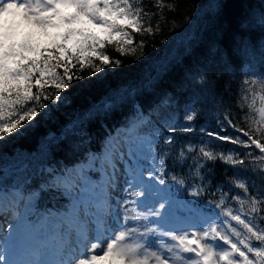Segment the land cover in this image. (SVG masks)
<instances>
[{
    "label": "snow or ice",
    "instance_id": "6c2138e0",
    "mask_svg": "<svg viewBox=\"0 0 264 264\" xmlns=\"http://www.w3.org/2000/svg\"><path fill=\"white\" fill-rule=\"evenodd\" d=\"M176 7L166 0H0V141L27 132L48 109L45 102L65 101L61 93L85 79L83 69L100 74L110 64L120 66L102 51L106 46L121 54L143 50L145 41L137 45L132 33L154 35L160 28L153 17ZM126 95L114 93L92 105L75 118L71 131L107 116ZM236 107L239 117L224 108L214 129H199L206 139L198 148L180 149L174 163L181 173L189 170L182 176H169V151L157 157L155 145L157 137L169 146L175 134L194 133L195 108L185 112L184 124L164 120L149 136L142 134L143 122L135 121L85 166L50 173L44 190L68 201L61 211L32 220L31 194L26 200L19 190H0V210L12 211L17 220L15 242L0 245V264H264V74L243 81ZM217 163L232 170L207 201L219 211L199 223L174 222L169 182L198 199L209 191L204 182ZM97 170L94 180L88 173ZM244 173L249 176L240 179ZM227 185L242 195L224 191ZM231 201L239 207L229 206ZM22 202L20 214L14 209Z\"/></svg>",
    "mask_w": 264,
    "mask_h": 264
},
{
    "label": "trees",
    "instance_id": "16d2710c",
    "mask_svg": "<svg viewBox=\"0 0 264 264\" xmlns=\"http://www.w3.org/2000/svg\"><path fill=\"white\" fill-rule=\"evenodd\" d=\"M166 2L177 7L175 11L165 9L162 16L153 17L154 27L159 19L160 31L152 36L132 33L137 45L140 40L145 41L143 50L137 46L134 53L121 54L114 45L106 46L102 51L113 61L119 59L120 66L110 64L100 74L83 69L79 74L85 79L73 81L70 89L61 93L67 97L65 101L45 102L48 109L35 119L27 132L0 141V188L19 187L28 198L31 194L37 216L44 211H61L68 203L54 191L44 190L50 175L44 168L60 173L87 162L88 158L93 159V154L102 155L107 137L117 127L127 125L129 118L136 114L135 106L149 117L141 129L144 136H149L164 120L184 124L183 117L189 108H195L199 114L192 122L194 133L175 134V142L169 146L159 142L163 137H157V157L162 151H169L166 157L169 176H182L189 171L185 167L181 173L174 160L185 145L198 148L206 139L199 132L201 127L214 129L224 108H230L232 115L239 117L236 101L243 81L264 74V25L260 22L264 16L263 0ZM78 69L77 64L72 71ZM58 72L62 74V69ZM46 91L55 90L48 88ZM114 93L127 95L113 112L87 122L83 131L78 127L71 131L78 115ZM228 134L235 133L229 129ZM164 135H168L166 130ZM209 175L210 180L204 182L209 185V191L197 200H188L199 209L207 208V201L214 199L211 192L222 181L232 178V170L217 163ZM248 176L244 173L239 178ZM189 183H192L190 179L185 187ZM169 186L173 194L179 192L174 183L169 182ZM223 190L242 195L230 185ZM182 191L187 200L186 191ZM218 198L219 192L215 199ZM229 206L239 207L235 201Z\"/></svg>",
    "mask_w": 264,
    "mask_h": 264
},
{
    "label": "rangeland",
    "instance_id": "374dc122",
    "mask_svg": "<svg viewBox=\"0 0 264 264\" xmlns=\"http://www.w3.org/2000/svg\"><path fill=\"white\" fill-rule=\"evenodd\" d=\"M49 32H53L55 30H48ZM44 42H47V37H42L41 38ZM121 133H123L124 131H119L117 132L112 138H111V141L110 142H114L116 140H118L117 136ZM127 151V149H125V152ZM151 159V158H149ZM126 160V158H125ZM141 163H144V164H147L146 161H141ZM118 168H123V163H120L118 162ZM46 170V169H45ZM48 171V169L46 170ZM100 174V172H99ZM3 191V190H2ZM13 190H8V191H5L6 193H11ZM173 198V204L174 203H177L176 206H182L183 205V202L181 201L180 197L179 196H176V197H172ZM19 211L22 212V214L25 212V207H24V204L21 203V205L17 208ZM177 213H178V219L175 220V215L173 216V219H174V222H195V223H199L200 221H202L204 218H206L207 214L205 215H201V214H197L196 212H191L190 213V209L188 208H185V207H182L180 209H177L176 210ZM33 213V209L31 208V215ZM197 214V215H196ZM30 215V217H31ZM179 220V221H178ZM234 223V222H233ZM9 227H11V230L9 229ZM8 229L9 231H7L5 234H4V237L2 239V241L0 242V245L3 246V243L6 242L7 238L11 235L12 236V240H8L7 243L9 244H13L16 240V237H17V232H16V228H17V220H15L11 225H9ZM238 227V226H237ZM241 231H243L241 229Z\"/></svg>",
    "mask_w": 264,
    "mask_h": 264
},
{
    "label": "bare ground",
    "instance_id": "6f19581e",
    "mask_svg": "<svg viewBox=\"0 0 264 264\" xmlns=\"http://www.w3.org/2000/svg\"><path fill=\"white\" fill-rule=\"evenodd\" d=\"M263 2H264V0H263ZM16 219V218H15ZM14 220V219H13ZM13 220H10L9 222H8V224H10V223H12L13 222ZM4 245H5V247H11V244H9V243H4Z\"/></svg>",
    "mask_w": 264,
    "mask_h": 264
}]
</instances>
